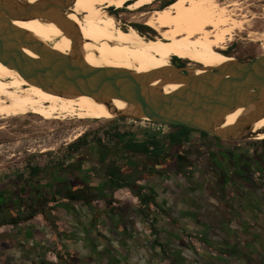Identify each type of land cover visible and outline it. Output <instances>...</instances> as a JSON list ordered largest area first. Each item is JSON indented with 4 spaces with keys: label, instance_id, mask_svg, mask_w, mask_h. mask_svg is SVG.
<instances>
[{
    "label": "crops",
    "instance_id": "0c3cea01",
    "mask_svg": "<svg viewBox=\"0 0 264 264\" xmlns=\"http://www.w3.org/2000/svg\"><path fill=\"white\" fill-rule=\"evenodd\" d=\"M181 132L165 133L177 139L172 144L166 137L160 158L134 153L119 141L102 151L94 139L68 151L63 171H79L89 184L75 197L51 202L47 217L15 227L18 264H55L57 254L62 264H264V184L240 167L238 153L213 148L233 142ZM113 158L142 172L147 202L128 187L110 196L88 195L89 188L93 194L106 188L103 165ZM54 166L43 171L51 176ZM185 234L199 237L200 247L189 245Z\"/></svg>",
    "mask_w": 264,
    "mask_h": 264
},
{
    "label": "water",
    "instance_id": "95a60500",
    "mask_svg": "<svg viewBox=\"0 0 264 264\" xmlns=\"http://www.w3.org/2000/svg\"><path fill=\"white\" fill-rule=\"evenodd\" d=\"M75 1L0 0V60L29 84L63 97H89L105 105L115 119L184 127L229 142L256 139L251 128L264 119V56L252 61L234 59L201 75L173 64L137 75L122 68L93 67L80 51L62 54L15 28L17 21L55 23L75 48L83 47L81 30L70 18ZM26 49L40 59L28 56ZM169 85L180 87L167 94L164 88ZM115 100L130 109L118 110ZM240 109L250 112L226 127L228 115Z\"/></svg>",
    "mask_w": 264,
    "mask_h": 264
},
{
    "label": "bare ground",
    "instance_id": "6f19581e",
    "mask_svg": "<svg viewBox=\"0 0 264 264\" xmlns=\"http://www.w3.org/2000/svg\"><path fill=\"white\" fill-rule=\"evenodd\" d=\"M28 1L35 3L39 0ZM158 1L76 0L70 18L81 30L85 41L83 47L75 48L70 37L55 23L33 20L17 21L14 25L62 54L71 56L80 51L93 67L122 68L137 75L169 67L176 58L199 63L200 66L193 68L197 75L234 60L218 52L225 50L235 31H242L247 25L248 21L233 18L234 9L240 8L237 2L226 6L219 0H176L163 10L142 14L140 17L147 20L146 25L159 34L154 39L156 47L151 45L153 39L146 35H140L133 28L125 30L119 22L114 24V17L107 12L111 7L122 9L125 5L129 10L138 12L154 6ZM209 28L212 31H208ZM251 37L254 41H264V35L253 34ZM25 52L31 58L40 59L29 49ZM154 85H159V82ZM179 87L169 85L164 91L169 94ZM113 104L121 111L130 109L119 100ZM249 112L248 109H240L228 115L226 127L234 125ZM30 113L39 114L47 120L58 119L65 114L82 119H113L105 105L85 96L63 97L48 93L29 84L16 70L0 60V118ZM256 129H264V119L257 123ZM257 139L264 140V134Z\"/></svg>",
    "mask_w": 264,
    "mask_h": 264
},
{
    "label": "rangeland",
    "instance_id": "374dc122",
    "mask_svg": "<svg viewBox=\"0 0 264 264\" xmlns=\"http://www.w3.org/2000/svg\"><path fill=\"white\" fill-rule=\"evenodd\" d=\"M219 2L226 6L237 2L240 7L243 6V10L238 12V18H242L241 15L246 16V20L250 21L252 26H245L243 31H237L226 50L217 51L238 61H252L264 56V41H254L250 37L252 33L261 34L263 32L264 0H219ZM156 5L146 7L138 12L129 10L125 5L119 10L125 11L124 18H127L128 22L120 21L119 18L114 17V24L119 22L125 30L135 28V26L150 29L152 33H144V35L153 39L151 45L156 47L154 39L159 37L158 32L146 25L147 20L140 17L144 13H152L166 8L158 9L155 8ZM233 18L235 19V17ZM211 30V28L208 29V31ZM227 51H231L232 55H226ZM180 61L184 63L182 67L192 69L197 67L196 63L189 60ZM23 87L27 88L26 85ZM117 125H119V121L115 118L111 120L82 119L68 114L50 120L34 113L0 118V183L18 175H28L31 167L49 166L58 160L65 159L68 151L71 152L70 145L84 135H87L88 140H98L102 136H105L106 139L107 132L115 129ZM77 136L79 137L75 139ZM260 142L250 139L245 143L255 145ZM15 230L8 227L0 232V264H18L16 258H8L4 255L5 250L8 249L5 240L14 239Z\"/></svg>",
    "mask_w": 264,
    "mask_h": 264
},
{
    "label": "flooded vegetation",
    "instance_id": "af4514ba",
    "mask_svg": "<svg viewBox=\"0 0 264 264\" xmlns=\"http://www.w3.org/2000/svg\"><path fill=\"white\" fill-rule=\"evenodd\" d=\"M168 2H169L168 0H160L158 3H156L157 5L155 6V8L163 9V8L167 7L168 5H170V4H168ZM234 10H235V16H234L235 20H238V21L245 20L246 22L248 21V20H246L247 19L246 16H242L241 14L240 15L242 18H238V12H241L243 10V6L240 8L234 9ZM107 12L109 15H112L115 18H119L120 21H123V20L127 21V18H124L125 17V14H124L125 11H123V10H119L116 7H111L110 9H108ZM245 26L250 27V26H252V23L250 21H248L247 25H245ZM245 26L242 29V31L245 29ZM135 27L139 32L142 31V34L152 33L151 30L148 28H143L141 26H135ZM237 31H241V30H237ZM237 31H235L233 37L235 36ZM253 34H258V35L263 36L264 35V29H263V32L261 34L252 33L251 36ZM232 41H233V39L229 43H231ZM227 45H229V44H227ZM225 50H226V48H225ZM218 53L223 57H228V56L221 54L220 52H218ZM225 54L226 55H232L231 51H227ZM174 61H173V64L175 66H182L184 64L181 61H177V60H174ZM196 64H197V66H200L199 63H196ZM256 126L257 125L252 126L251 132L253 134L258 135L256 137V140H258L257 138H259V136L261 134H264V130L262 129L259 131V133H256L257 132ZM187 133L192 135V136H198L200 138H208V139H215V140L218 139V138L213 137L211 135H208L206 133L198 132V131H194V130H190V129ZM218 140H220V139H218ZM116 141H119V140H113V141H109V142H107V141L98 142L96 140V145L102 147L101 150L105 151V149H107L111 144H114ZM258 141H261L258 144L259 147L258 146L257 147H255V146L251 147V145H248L245 143L246 141H233L234 144H232L231 146L230 145L222 146V147L215 146L213 148H214V150H218V149L220 150L221 149L222 151H225V152H230L231 150H233L234 152L238 153L240 155V157H242V159L239 161L240 167L242 169L246 170L247 172H253L255 179L258 182H260L261 184H264V140H258ZM119 142H120V144H124L121 141H119ZM208 148H210V146ZM250 152H252L255 155V157L252 160L247 158V155ZM123 160H121L119 162V164H117V161H115L113 158V160L108 161V164L103 165L104 166L103 168L108 173H110L114 169H117L116 173L118 175H122V176L129 175L128 173L133 172L135 169H125V167L123 165ZM69 162H70L69 160L67 162L66 158L54 162V164H55L54 173L51 176H49V174L47 175L44 171H42L41 175L38 178H35V177H32L30 172H29L28 175L23 176L22 180H19L18 177H15V178L8 179L6 181L1 182L0 183V213L4 214L5 212H7L9 210L16 209L19 212H21L23 215H34L29 220L21 222V223H24V222L34 220L35 218H37L41 215L44 217H47L48 205L51 202L60 201V200L64 199L66 196L75 197V195L78 193L77 191L80 189H83L84 184H89V183H88V178L87 177L84 178L81 175V172H79V171L72 173V174H66L63 171L65 168L64 166H66ZM74 169H75V167L73 165V170ZM142 179L143 178L138 180L136 182V185L141 186L140 183H141ZM112 180H113V178L109 175V179L107 181L108 184L105 183L106 188H104L102 190H96L94 192V194H93V190H91L92 188H89L88 195L90 197L91 196H110V195H113L117 190H119L121 188L113 191L114 183L112 184ZM103 192H105V193H103ZM18 225H5V226H2L1 228L6 227V226H11L13 229H15V227ZM13 235H14V233H13ZM14 242H15L14 240H12V241L11 240H5V244L8 246V249L5 250L4 255L8 256V258H10V257L15 258L13 255ZM2 248L4 249V247H2ZM56 257H57V263L56 264H62L60 261V255L57 254ZM45 260L46 259L44 258V261ZM44 263L48 264L49 262L45 261Z\"/></svg>",
    "mask_w": 264,
    "mask_h": 264
},
{
    "label": "trees",
    "instance_id": "16d2710c",
    "mask_svg": "<svg viewBox=\"0 0 264 264\" xmlns=\"http://www.w3.org/2000/svg\"><path fill=\"white\" fill-rule=\"evenodd\" d=\"M176 0H170L168 4L174 3ZM136 28V27H135ZM142 33V32H141ZM180 61L179 59H175ZM119 125L115 127V129L107 132V138L102 136V138L98 139V142H102L104 139L109 142L113 140H119L122 143L126 144L127 149L134 153L148 154L154 157L160 158L164 155L166 147L164 145V141L167 139L173 144V142L177 139L172 135L166 136V134H162L161 132H155L152 130L158 124L148 123V122H139L133 121L130 119H118ZM170 129H178L182 131L180 135H185L189 129L177 126H168ZM187 131V132H186ZM145 135L146 138L142 140V142H138V136ZM88 145V137L84 135L80 137L77 141L70 145V149L80 150V148L86 147ZM45 166L38 165L36 167L30 168V174L32 177L38 178ZM182 170V169H181ZM117 169H114L109 173V175L113 178L112 184L114 183L113 191L119 188H131L133 192L138 195L143 202H147L149 199L143 194L144 187L136 185V182L143 178L142 172L138 169H135L133 172L128 173L129 175L122 176L118 175ZM19 180L23 179L22 175L17 176ZM105 193V192H103ZM34 215H23L18 210H9L4 214L0 213V228L5 225H18L23 221L29 220ZM13 240V239H12ZM11 240V241H12ZM11 243V242H10Z\"/></svg>",
    "mask_w": 264,
    "mask_h": 264
},
{
    "label": "built area",
    "instance_id": "2783aa9c",
    "mask_svg": "<svg viewBox=\"0 0 264 264\" xmlns=\"http://www.w3.org/2000/svg\"><path fill=\"white\" fill-rule=\"evenodd\" d=\"M131 120V119H130ZM133 121H139V120H133ZM139 122H147V121H139ZM148 123H151V122H148ZM155 124V123H154ZM170 128L168 126H164V125H160L158 124V126H155L152 130H154L155 132H161L162 134H165L167 133V131L169 130ZM148 221L150 223V227H151V232H153V227H154V224H153V217L149 214L148 216ZM184 240L191 246L195 247V248H199L202 241L199 237L197 236H194V235H190V234H185L184 235ZM54 263H57V258H54L53 260Z\"/></svg>",
    "mask_w": 264,
    "mask_h": 264
}]
</instances>
